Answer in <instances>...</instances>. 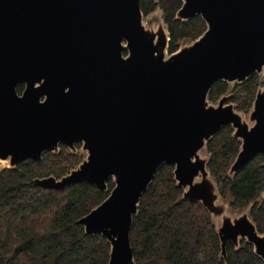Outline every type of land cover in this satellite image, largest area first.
<instances>
[{"label": "water", "instance_id": "95a60500", "mask_svg": "<svg viewBox=\"0 0 264 264\" xmlns=\"http://www.w3.org/2000/svg\"><path fill=\"white\" fill-rule=\"evenodd\" d=\"M182 1L176 17L200 15L207 30L167 55L169 30L146 26L156 11L145 16L141 0H0V162L39 161L61 144L86 152L64 176L34 183L63 191L82 182L107 190L114 182L79 220L111 244L108 264L135 262L134 216L165 164L174 166L183 198L211 214L224 258L228 241L239 248L246 240L264 260L251 205L228 212L207 153L208 142L232 126L241 147L230 176L264 154V86L249 118L232 94L208 99L216 82L264 72V0Z\"/></svg>", "mask_w": 264, "mask_h": 264}, {"label": "trees", "instance_id": "16d2710c", "mask_svg": "<svg viewBox=\"0 0 264 264\" xmlns=\"http://www.w3.org/2000/svg\"><path fill=\"white\" fill-rule=\"evenodd\" d=\"M182 4V0H141L145 16L162 10L170 33V53L207 30L200 15L186 21L176 17ZM262 86L264 81L258 73L243 83L219 81L208 99L217 103L224 94H232L236 109L248 114ZM23 89L22 84L18 86V92ZM233 132L232 126H225L208 142V168L232 210L243 211L251 205V217L264 233V154H258L230 176V167L241 147ZM81 146L76 143L78 149ZM83 158L81 151L74 153L61 144L58 153L46 152L39 161L28 159L0 171V264L109 263L111 244L101 234H87L79 220L109 196L114 182L108 181L107 190L82 182L63 191L34 183L37 177L64 176ZM183 193L174 178V166L163 165L134 216L133 264H264L246 240L239 248L228 241L224 258L211 214L201 203L184 199Z\"/></svg>", "mask_w": 264, "mask_h": 264}, {"label": "rangeland", "instance_id": "374dc122", "mask_svg": "<svg viewBox=\"0 0 264 264\" xmlns=\"http://www.w3.org/2000/svg\"><path fill=\"white\" fill-rule=\"evenodd\" d=\"M154 16H151V21H149V19L148 18H144V21H145V23H146V26H149V27H153L154 29H158V27H159V24L160 23H162L163 24V26H164V28L166 29V31H168V26H167V24L165 23V21H164V19H163V15H162V10L161 9H157L156 10V12L153 14ZM169 32V31H168ZM192 43V41H188V40H186V41H184L182 44H181V46H185V45H189V44H191ZM180 46V47H181ZM170 54V52H168L167 53V55H169ZM261 77L263 78L264 77V72L261 74ZM231 84V83H230ZM245 116L247 117V118H249L248 117V114L246 115L245 114ZM83 154H84V158L87 156V153L86 152H82ZM204 156H206V153L205 152H203L202 153ZM83 158V159H84ZM83 161V160H82ZM0 165H1V167L3 168V167H6V166H8V162L7 161H1L0 162ZM233 210H232V208H229L228 209V212H230L232 215H235V214H239V213H233L232 212Z\"/></svg>", "mask_w": 264, "mask_h": 264}, {"label": "flooded vegetation", "instance_id": "af4514ba", "mask_svg": "<svg viewBox=\"0 0 264 264\" xmlns=\"http://www.w3.org/2000/svg\"><path fill=\"white\" fill-rule=\"evenodd\" d=\"M19 85H21V84H19ZM19 85H18V86H19ZM22 85L25 87V85H24V84H22ZM17 89H18V88H17ZM23 90H24V89H23ZM22 92H23V91H22ZM22 92H21V93H22ZM19 93H20V92H19ZM77 143H78V142H77Z\"/></svg>", "mask_w": 264, "mask_h": 264}]
</instances>
